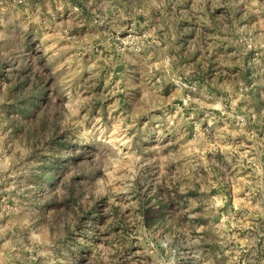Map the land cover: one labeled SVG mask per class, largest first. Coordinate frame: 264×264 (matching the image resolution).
<instances>
[{
    "label": "rangeland",
    "instance_id": "1",
    "mask_svg": "<svg viewBox=\"0 0 264 264\" xmlns=\"http://www.w3.org/2000/svg\"><path fill=\"white\" fill-rule=\"evenodd\" d=\"M0 264H264V0H0Z\"/></svg>",
    "mask_w": 264,
    "mask_h": 264
}]
</instances>
